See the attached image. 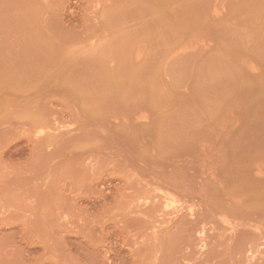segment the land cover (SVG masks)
Returning <instances> with one entry per match:
<instances>
[{
    "label": "rangeland",
    "instance_id": "1",
    "mask_svg": "<svg viewBox=\"0 0 264 264\" xmlns=\"http://www.w3.org/2000/svg\"><path fill=\"white\" fill-rule=\"evenodd\" d=\"M225 2L0 0V79L51 96L16 128L0 89V264H264V34Z\"/></svg>",
    "mask_w": 264,
    "mask_h": 264
},
{
    "label": "crops",
    "instance_id": "2",
    "mask_svg": "<svg viewBox=\"0 0 264 264\" xmlns=\"http://www.w3.org/2000/svg\"><path fill=\"white\" fill-rule=\"evenodd\" d=\"M225 12L222 18L210 19L209 28L218 33V29L227 28L233 34L243 36L254 32L263 35L264 30V0H226ZM196 20L197 27L204 30L203 20ZM212 26V27H211ZM211 32V31H210ZM220 50H237L223 46Z\"/></svg>",
    "mask_w": 264,
    "mask_h": 264
},
{
    "label": "bare ground",
    "instance_id": "3",
    "mask_svg": "<svg viewBox=\"0 0 264 264\" xmlns=\"http://www.w3.org/2000/svg\"><path fill=\"white\" fill-rule=\"evenodd\" d=\"M56 53H59V51H56ZM42 60H41V63L49 65V64H51L52 62H54L56 60V56L54 58L52 57V58L45 59L44 61H42ZM40 76H41V74H34L31 77H29V78L25 77V78H11V79L10 78L9 79L2 78V79H0V89L9 90V89L18 88V86H19L20 88L22 87L23 89H25L26 92H28V93H32L34 91L33 94H30L28 105H29V107H34L36 110L35 111L31 110V112L29 113L28 119H26V120L25 119L24 120L21 119L20 123H17L19 121H11L12 125H14L16 128L19 127V124L22 125V126H23V124H25V125L34 127V124L36 123L35 122V117H39V116L41 117V115H42L41 112L37 113V109H38L39 104H41L42 112L44 110V112H43L44 116H45V118H47V120L49 122V116L51 114L50 106H49V102H50V99H51L50 86L48 84L47 79H44V80L43 79H39ZM39 81H41V82L37 83ZM39 92H41L40 95H39ZM44 126L46 128H48V123L46 121H45ZM13 130L15 131V128H13ZM12 133H14V132H12ZM43 133H44V131L41 132V134H43ZM45 135H46V138H48L47 131H46ZM49 146H50V141H48L47 139H43L41 141L40 145H39V149L48 148ZM45 153H46V157L48 158L49 157V153H47V151ZM252 192L254 193L255 190L252 191ZM260 193H262V192H260ZM263 203H264V201H263ZM257 205H258V203H257ZM250 208H248V209H250ZM248 209H246L245 211H246V213L249 212V214L252 211L253 212L255 211V209L250 210V211H248ZM257 211H255L257 213L256 217L260 218L259 215H260L261 211H263V210H261L260 212L258 211L259 215H258ZM255 212L253 214H255ZM262 214L263 215H261V217L264 216V213H262ZM262 233H261V235H262ZM251 234H252L251 236H253V234H256V236L258 237V235H257L258 233L253 232ZM259 235H260V233H259ZM261 235H260V238L263 236V235L262 236ZM253 238H255V237H253Z\"/></svg>",
    "mask_w": 264,
    "mask_h": 264
}]
</instances>
